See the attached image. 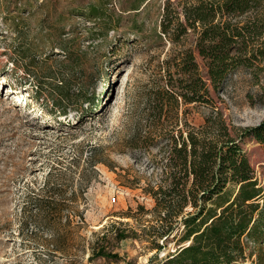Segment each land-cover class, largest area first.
I'll use <instances>...</instances> for the list:
<instances>
[{
    "label": "rangeland",
    "instance_id": "obj_1",
    "mask_svg": "<svg viewBox=\"0 0 264 264\" xmlns=\"http://www.w3.org/2000/svg\"><path fill=\"white\" fill-rule=\"evenodd\" d=\"M195 1L0 0V264H171L181 244L174 232L155 234L151 194L170 135L211 115L231 132L264 122V70L246 68L211 90L217 112L180 102L158 122L147 91L196 38L162 32L166 6L182 19ZM92 6L100 18L89 17ZM241 146L264 189V142L249 134ZM47 181L64 201L54 221L31 203ZM257 251L249 242L234 264H256Z\"/></svg>",
    "mask_w": 264,
    "mask_h": 264
},
{
    "label": "trees",
    "instance_id": "obj_2",
    "mask_svg": "<svg viewBox=\"0 0 264 264\" xmlns=\"http://www.w3.org/2000/svg\"><path fill=\"white\" fill-rule=\"evenodd\" d=\"M168 5L162 32L177 42L191 29L196 33L194 48L165 61L167 76L148 89L147 102L158 122L180 102L211 104L217 112L211 90H218L240 68L264 70V9L252 18L241 17L263 6L264 0H196L183 6L182 19L178 11L169 17ZM100 10L87 8L90 18H100ZM173 123L178 124L177 114ZM177 131L170 135L163 183L151 189L158 219L155 234L167 239L174 232L181 244L169 255V263L234 264L245 257L251 242L258 245L256 264H264V189L241 146L249 134L264 142V122L231 132L223 119L211 115L199 127L185 122V131ZM61 191L47 181L33 195L35 212L44 213L48 221L59 217ZM161 247L154 241V248Z\"/></svg>",
    "mask_w": 264,
    "mask_h": 264
}]
</instances>
